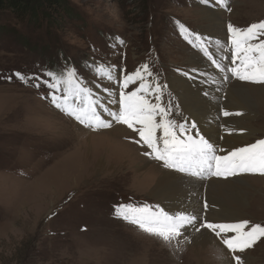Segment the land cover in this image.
<instances>
[{"label": "rangeland", "instance_id": "rangeland-1", "mask_svg": "<svg viewBox=\"0 0 264 264\" xmlns=\"http://www.w3.org/2000/svg\"><path fill=\"white\" fill-rule=\"evenodd\" d=\"M66 3L68 18L57 26L49 25L42 15L32 19L9 10L0 12V264H220L224 253L232 264L235 256L241 264H264V237L242 252H232L221 237L207 231L213 242L202 248L187 237L166 242L119 217L115 208L121 204H148L155 209L157 199L149 195L148 176H162L158 171L163 172V163L145 155L150 149L135 143L139 136L126 125L116 122L102 130L89 129L56 109L46 86L34 87V77L47 80L49 71L74 69L83 85L94 89L98 99L104 97V103L99 100L104 106L116 99L101 96L103 84L98 85L100 76L91 59L116 67L114 81L105 79L104 88L113 87L118 95L139 84L122 89L123 77L147 64L151 76H145V82L161 86L162 105L171 104L169 118L177 124L182 122L183 108H177L175 81L188 75L193 82L224 79L227 90L244 84L264 93L260 89L264 83L242 81L230 72L227 78L212 62L227 53L216 41L228 39V23L246 29L264 21V0H223L220 6L215 0L207 5L203 0ZM189 32L202 34L210 55L189 43ZM201 61L212 68L211 73L204 71ZM227 90L225 111H239L244 117V111L227 106ZM108 108L113 111L115 103ZM257 111L261 114L245 118L247 126L256 130L245 137L230 123L231 116L239 115L218 114L219 139L226 131L222 121L229 129L227 137L248 138L251 144L264 139V98ZM117 144H124L123 155H118L121 145ZM241 176L264 193V174ZM245 193L249 203L239 220L264 226V195L253 194L250 188ZM206 198L203 191L205 213L211 208Z\"/></svg>", "mask_w": 264, "mask_h": 264}, {"label": "snow or ice", "instance_id": "snow-or-ice-1", "mask_svg": "<svg viewBox=\"0 0 264 264\" xmlns=\"http://www.w3.org/2000/svg\"><path fill=\"white\" fill-rule=\"evenodd\" d=\"M203 2L207 5L213 0H203ZM222 3L223 0H215L216 6ZM212 23L209 19V24ZM227 32L228 39L223 42L217 40L216 44L219 46L222 43L227 49L226 55L221 60H228L229 64L213 59L215 67L221 72H230L242 81L264 83V39H261L264 37V21L253 23L246 29L228 23ZM120 43L124 42L121 40ZM189 43L194 48H199L206 56L210 55L202 34L189 32ZM97 68V76L112 81L113 66L105 65ZM177 71L181 70L177 69ZM182 74L188 75V73ZM45 75L48 77L47 80L34 77L37 80L34 87L46 86L50 91L51 102L57 109L93 130L99 127L109 128L113 121L126 125L139 136V140L134 142L137 144L142 142V146L150 149L145 155L161 161L167 169L192 176H200L207 172L225 179L245 173L264 174V139L222 155L218 154L225 150L218 149L210 142L207 131L201 128L198 119L186 116L177 124L175 120L169 118L172 106L169 104L166 108L162 105L161 86L158 83L145 82V76H151L147 64L123 77L122 89H127L130 84L135 85L137 82L139 84L134 90L119 92L118 111H112L106 105L102 106L99 100L94 99L92 90L77 79L74 69H65L61 73L49 71ZM17 76L23 79L19 73ZM103 90L109 96L114 94L108 88ZM149 93L154 96V100L148 99ZM104 113H107V117L111 119H107ZM240 114L236 113V115ZM223 115L229 116L231 113L224 111ZM204 208H207L206 202ZM115 212L144 232L161 237L166 242L182 236L188 227H192L196 232L210 231L222 238V243L228 250L242 252L251 247L258 237H264V226L260 224L250 226L247 220L214 222L206 218L202 219L198 214L172 215L159 205L154 209L148 204H121L116 206ZM224 236L228 238H223ZM234 259L236 264H241L239 256H235Z\"/></svg>", "mask_w": 264, "mask_h": 264}, {"label": "bare ground", "instance_id": "bare-ground-1", "mask_svg": "<svg viewBox=\"0 0 264 264\" xmlns=\"http://www.w3.org/2000/svg\"><path fill=\"white\" fill-rule=\"evenodd\" d=\"M201 62H199V65L203 66L204 71L211 73L212 68L210 69L207 64ZM197 74H199V72ZM193 81L194 80H192L191 76H188L186 78L183 77L180 78L179 81H175V92L177 91L179 93L178 103L180 101L179 106L181 105V107L183 108L180 118L183 120V118L187 116L189 118L195 117L196 119H198L200 121L201 128L207 131L208 136L210 137V142H212L218 149L225 150L224 152H220L218 154H225L228 151L238 148L240 145H251V143L247 141L248 138H237L235 136L227 137V130L229 129L227 128L225 121H222L221 123L225 125L226 131L222 134V138L219 139V123L216 122V120L217 118H219L218 114H222V112L225 111L226 107V104L224 103L225 99L223 93L227 90V84L225 83L224 79H222L221 81H217L213 78H207L196 80L195 82ZM262 88L264 87H261L260 89ZM256 89L257 87L254 86L236 84L234 88L231 85L227 90V106L234 109V111H244L246 114L244 117H240L241 114L238 117L231 116V118H233L234 120L230 121V123L235 124L236 129L239 130L242 137L247 136L251 131H256L247 126V123L245 121L247 119L245 118L247 117L248 119H250L255 115V113L261 114L257 111V108L258 106H260L261 101L264 98V93H261ZM91 90L93 98L104 103V97L98 99L97 92L94 89ZM152 91L154 92L155 89H153ZM98 93L101 94L100 91ZM103 95L105 96V94H102L101 96ZM149 96L151 97L150 100L154 98L151 93H149ZM118 97L119 95L116 94V100H111L110 103L106 102V106L108 107L112 103H115L116 108L113 111H118ZM222 99L223 101H221ZM236 113H239V111L231 113V115H236ZM106 116L107 115H105V117ZM107 119L110 120L111 118L107 117ZM114 130L115 129H112L110 131ZM132 148L134 147L132 146ZM117 152L118 155H123L122 152H124V144L119 146V148L117 147ZM163 169V172L161 169H159L158 171L160 175L162 174V176H148L149 182L152 183L149 195L150 197H154L157 199L155 200V204H158L165 211L172 215L181 213L198 214L200 217L206 215L208 220L215 222H239V219L242 217V212L244 211V209H246L249 203L247 194L245 192L250 188L253 190V194L261 192V194L264 195L262 189L258 190L256 189V187L248 185L247 177H242L241 174L230 176L227 179L216 176H212L209 178L204 174L203 176L201 175L195 178L186 173H180L172 169H167L164 167ZM252 181H257V178L252 179ZM203 191L206 194L207 202H209L211 206L210 209H207L206 213L201 206V197ZM183 237H187L190 241L193 240V246L199 244L202 248L207 247L210 243L213 242L210 241L209 233L206 230L196 232L192 227H188L187 231L178 238ZM222 258L223 260L221 259L220 264H232V260H230V258L227 257L225 253L223 254Z\"/></svg>", "mask_w": 264, "mask_h": 264}, {"label": "trees", "instance_id": "trees-1", "mask_svg": "<svg viewBox=\"0 0 264 264\" xmlns=\"http://www.w3.org/2000/svg\"><path fill=\"white\" fill-rule=\"evenodd\" d=\"M68 9L66 0H0V12L9 10L21 18L32 19L42 15L53 26L68 18Z\"/></svg>", "mask_w": 264, "mask_h": 264}]
</instances>
